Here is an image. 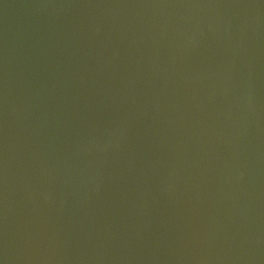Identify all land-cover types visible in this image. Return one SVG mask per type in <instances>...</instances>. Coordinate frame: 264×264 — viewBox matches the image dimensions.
Masks as SVG:
<instances>
[{
  "label": "water",
  "instance_id": "1",
  "mask_svg": "<svg viewBox=\"0 0 264 264\" xmlns=\"http://www.w3.org/2000/svg\"><path fill=\"white\" fill-rule=\"evenodd\" d=\"M0 264H264V0H0Z\"/></svg>",
  "mask_w": 264,
  "mask_h": 264
}]
</instances>
